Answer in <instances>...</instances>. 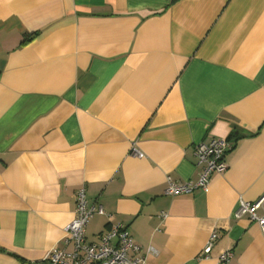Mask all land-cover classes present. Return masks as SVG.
Instances as JSON below:
<instances>
[{
  "label": "crops",
  "instance_id": "obj_1",
  "mask_svg": "<svg viewBox=\"0 0 264 264\" xmlns=\"http://www.w3.org/2000/svg\"><path fill=\"white\" fill-rule=\"evenodd\" d=\"M218 138L227 170L165 195ZM82 186L112 217L88 243L121 223L146 264H264L260 226L234 217L264 194V0H0V264L62 248Z\"/></svg>",
  "mask_w": 264,
  "mask_h": 264
},
{
  "label": "built area",
  "instance_id": "obj_2",
  "mask_svg": "<svg viewBox=\"0 0 264 264\" xmlns=\"http://www.w3.org/2000/svg\"><path fill=\"white\" fill-rule=\"evenodd\" d=\"M230 143L227 139H211L195 145L197 167L201 171L195 182H175L167 178L164 194L170 197L190 195L195 191H207L214 175L223 174L228 163L226 156L230 151ZM131 155L141 158L143 155L133 146ZM94 214L104 215L112 220L101 206H90L86 199V189L80 187L76 192V206L74 218L64 228L65 238L62 240V248H54L45 255L42 261L24 264H146V256L140 252V247L133 241L125 226L121 223L111 224L109 230L103 234L96 243L86 242L85 231L87 224ZM248 216L251 221L260 226L264 233V194L254 202L239 201L234 217ZM161 219L166 218L161 213ZM218 234L213 231L203 251L207 256ZM67 247H70L67 250ZM148 254H154L152 249ZM232 251L225 250L219 254L217 264H229Z\"/></svg>",
  "mask_w": 264,
  "mask_h": 264
},
{
  "label": "trees",
  "instance_id": "obj_3",
  "mask_svg": "<svg viewBox=\"0 0 264 264\" xmlns=\"http://www.w3.org/2000/svg\"><path fill=\"white\" fill-rule=\"evenodd\" d=\"M33 36H27L26 38L30 39L32 38ZM227 141L229 142V138L227 139Z\"/></svg>",
  "mask_w": 264,
  "mask_h": 264
}]
</instances>
